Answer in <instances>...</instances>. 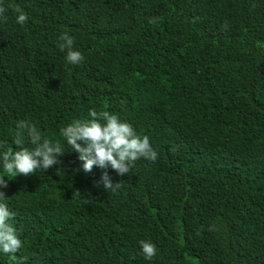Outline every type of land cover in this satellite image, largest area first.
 I'll list each match as a JSON object with an SVG mask.
<instances>
[{
  "label": "trees",
  "instance_id": "obj_1",
  "mask_svg": "<svg viewBox=\"0 0 264 264\" xmlns=\"http://www.w3.org/2000/svg\"><path fill=\"white\" fill-rule=\"evenodd\" d=\"M3 4L28 20L8 8L0 21V141L16 149L26 120L65 153L9 177L22 247L0 264H264V0ZM64 32L79 65L58 47ZM90 109L131 124L158 155L123 176L107 169L115 192L60 134ZM140 240L155 244L151 260Z\"/></svg>",
  "mask_w": 264,
  "mask_h": 264
},
{
  "label": "clouds",
  "instance_id": "obj_2",
  "mask_svg": "<svg viewBox=\"0 0 264 264\" xmlns=\"http://www.w3.org/2000/svg\"><path fill=\"white\" fill-rule=\"evenodd\" d=\"M8 8L17 14L15 22L18 25L23 26L27 22L28 16L22 8L15 4L5 7L3 0H0V21H7ZM59 40L62 41L58 44L59 49L66 51V63L81 64L84 56L80 51L74 50V38L64 32ZM257 46L264 48V44L259 42ZM89 117L91 119L74 120L63 127L60 134L71 151L78 153L77 158L82 162L84 173L92 172L94 167L104 170L97 186L102 184L105 192H115L121 187L119 182L113 183L107 169L110 168L117 175L123 176L130 171L134 162L141 158L152 162L158 159L149 138L138 135L131 124L122 121L117 115L90 109ZM13 143L16 149L10 147L6 141H0V164L4 173L0 175V252L4 254H14L22 247V241L10 222L14 213L9 210L8 197L3 191L8 187V180L17 176L35 175L37 170L46 172L53 166L60 165L61 161L57 157L65 153L60 141L54 142L44 138L36 125L26 120L17 122ZM26 144L32 147H26ZM172 151H175V148ZM139 245L145 259L151 260L155 257V244L140 240Z\"/></svg>",
  "mask_w": 264,
  "mask_h": 264
}]
</instances>
